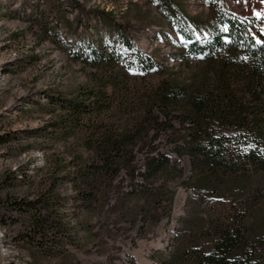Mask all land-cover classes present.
I'll list each match as a JSON object with an SVG mask.
<instances>
[{"label": "rangeland", "instance_id": "obj_1", "mask_svg": "<svg viewBox=\"0 0 264 264\" xmlns=\"http://www.w3.org/2000/svg\"><path fill=\"white\" fill-rule=\"evenodd\" d=\"M178 1L190 16L214 17L209 0ZM220 1L236 17L264 18V0ZM98 11H110L133 27V48ZM164 17L154 0H0V135L7 138L0 142V181L13 179L0 186V197H32L61 179L68 161L86 156L79 131L56 127L64 111L60 97L76 98L81 89H97L117 76L118 89H107L119 103L105 119L115 127L152 126L146 121L159 110L141 101L182 65L183 40ZM170 135L168 126L149 129L134 145L132 166L121 169L101 205L82 202L74 174L61 180L57 189L65 197L62 211L73 235L68 249L78 263L159 264L174 254L190 262L229 219L241 218L248 232L264 235V172L231 176L215 190L194 171L189 155L177 154L181 139ZM153 157L165 163L152 174ZM17 228L0 221V264H31L30 251L21 252L10 238ZM258 255L252 264H264V247ZM40 262L61 264L57 257Z\"/></svg>", "mask_w": 264, "mask_h": 264}, {"label": "trees", "instance_id": "obj_2", "mask_svg": "<svg viewBox=\"0 0 264 264\" xmlns=\"http://www.w3.org/2000/svg\"><path fill=\"white\" fill-rule=\"evenodd\" d=\"M154 1L183 42L179 43L180 69L155 84L146 101H141L159 110L146 121L152 126L115 127L105 119L119 103L114 97L121 82L117 76L97 89H81L76 98L60 97L64 111L56 127L64 133L79 131L86 156L80 153L68 161L69 171L32 197H0V221L4 227L18 225L10 238L21 252L30 251L31 264H41L40 257L80 264L68 249L72 227L64 220L65 197L58 185L72 173L82 202L101 205L116 187L121 169L132 166L134 145L149 135L150 128L159 131L168 126L170 136L181 139L175 145L177 154L189 155L194 171L207 178L208 187L217 186L215 190L225 187L231 176L264 172V18H239L220 0H209L214 17L206 21L188 15L178 0ZM98 12L113 21L121 42L133 48V27L116 21L110 11ZM200 32L209 36L200 37ZM109 85L114 92L108 91ZM174 119L181 127L175 126ZM6 139L0 135V142ZM164 159L152 162L148 171L157 172ZM12 180L5 176L0 186ZM216 228L209 248H201L190 262L174 254L159 264H252L260 260L264 235L248 232L241 218Z\"/></svg>", "mask_w": 264, "mask_h": 264}, {"label": "bare ground", "instance_id": "obj_3", "mask_svg": "<svg viewBox=\"0 0 264 264\" xmlns=\"http://www.w3.org/2000/svg\"><path fill=\"white\" fill-rule=\"evenodd\" d=\"M258 1V0H257ZM183 194H180L179 198H178V204L181 203L180 199L182 198Z\"/></svg>", "mask_w": 264, "mask_h": 264}]
</instances>
